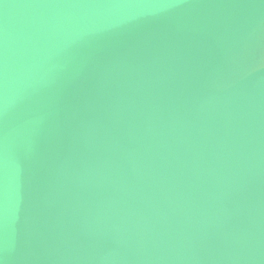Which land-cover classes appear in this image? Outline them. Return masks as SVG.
Here are the masks:
<instances>
[{
    "label": "water",
    "instance_id": "water-1",
    "mask_svg": "<svg viewBox=\"0 0 264 264\" xmlns=\"http://www.w3.org/2000/svg\"><path fill=\"white\" fill-rule=\"evenodd\" d=\"M0 264H264V0H0Z\"/></svg>",
    "mask_w": 264,
    "mask_h": 264
}]
</instances>
